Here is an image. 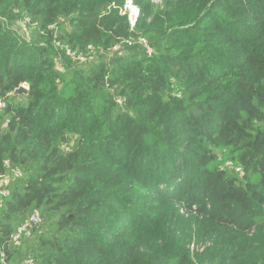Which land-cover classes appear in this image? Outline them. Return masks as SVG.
<instances>
[{
    "label": "trees",
    "instance_id": "1",
    "mask_svg": "<svg viewBox=\"0 0 264 264\" xmlns=\"http://www.w3.org/2000/svg\"><path fill=\"white\" fill-rule=\"evenodd\" d=\"M126 1L0 0V264H264V0Z\"/></svg>",
    "mask_w": 264,
    "mask_h": 264
},
{
    "label": "rangeland",
    "instance_id": "2",
    "mask_svg": "<svg viewBox=\"0 0 264 264\" xmlns=\"http://www.w3.org/2000/svg\"><path fill=\"white\" fill-rule=\"evenodd\" d=\"M132 1L134 2V0H132ZM141 1L146 7V11L147 12L150 11V14H149V16H147L148 13L143 14V12H144L143 9L141 8V6L139 4H137L139 7V10H140V14L137 18V22L139 20H145L148 22L150 19L153 18V16L155 14H166L170 11H173L175 6L177 5L176 0H141ZM22 32L26 33V29L24 28ZM151 52H152V50H151ZM32 215H34V214H32ZM31 216H29V217H31ZM39 236H40V232L37 229V227L33 228L28 234H26L23 237V240L17 244V245H20V247L25 249L24 252L20 255L12 256V258H10V263L13 264V262H14V264L15 263L26 264L28 261H30V259L33 260L34 258L32 256V254L30 253V248H29V246H28V249L26 247H24V242L26 239H30V241H31L30 245L32 246V245L37 243V238ZM207 246H209L208 243H207ZM205 248H206V246L203 245V243L199 244V245L195 244L194 246L190 247L191 251H200V250H204ZM24 257H26L25 260H23Z\"/></svg>",
    "mask_w": 264,
    "mask_h": 264
},
{
    "label": "built area",
    "instance_id": "3",
    "mask_svg": "<svg viewBox=\"0 0 264 264\" xmlns=\"http://www.w3.org/2000/svg\"><path fill=\"white\" fill-rule=\"evenodd\" d=\"M125 10L128 13L129 22L131 27L134 28L137 23V18L140 14L139 7L134 4L132 0H127L125 5ZM120 49V46H117L115 50ZM151 53V50L149 49ZM73 56L75 54H72ZM79 59H83L82 56ZM24 87V86H23ZM5 107V103L3 100H0V109ZM9 195V191L7 189L1 188L0 186V202L3 198ZM43 219L39 214H34L29 217L24 223H22L17 229L14 235L12 236L11 242L13 244H18L22 241L23 237L28 234L33 228L39 227L42 225ZM26 264H35L32 260L28 261Z\"/></svg>",
    "mask_w": 264,
    "mask_h": 264
},
{
    "label": "water",
    "instance_id": "4",
    "mask_svg": "<svg viewBox=\"0 0 264 264\" xmlns=\"http://www.w3.org/2000/svg\"><path fill=\"white\" fill-rule=\"evenodd\" d=\"M28 93V89H26L25 87H20L17 91H16V95H22V94H27Z\"/></svg>",
    "mask_w": 264,
    "mask_h": 264
}]
</instances>
